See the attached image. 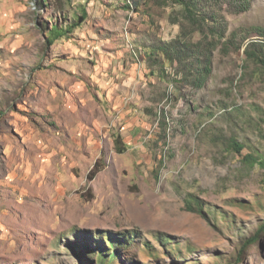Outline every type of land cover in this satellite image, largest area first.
Wrapping results in <instances>:
<instances>
[{
    "label": "rangeland",
    "instance_id": "1",
    "mask_svg": "<svg viewBox=\"0 0 264 264\" xmlns=\"http://www.w3.org/2000/svg\"><path fill=\"white\" fill-rule=\"evenodd\" d=\"M137 1L19 0L23 25L14 33L10 17L0 28L17 93L0 87V138L14 143L0 145V264H99L110 237L115 264H227L264 221V167L232 143L264 158V0H186L194 23L181 1ZM79 21L47 44L51 25ZM182 42L200 46L180 62ZM205 49L211 74L197 88L184 64ZM47 82L55 132L76 136L81 124L87 148L33 151L27 170L17 100ZM99 123L125 145L134 133L145 151L112 154L104 141L96 151ZM241 255L236 264H264V231Z\"/></svg>",
    "mask_w": 264,
    "mask_h": 264
},
{
    "label": "crops",
    "instance_id": "2",
    "mask_svg": "<svg viewBox=\"0 0 264 264\" xmlns=\"http://www.w3.org/2000/svg\"><path fill=\"white\" fill-rule=\"evenodd\" d=\"M19 1V0H18ZM18 1L9 2L7 0L4 1V5L0 0V28L5 25V20L13 17L14 24V33L18 32V25H23V17L27 9H25L26 4H21ZM9 23V21H6ZM7 56L5 51H0V87L5 95L13 94L17 96L16 91H11L8 85V82L13 80L16 82L13 74L9 76L7 70ZM18 76L21 77V70L16 69ZM9 76V77H8ZM3 83V85H2ZM31 87L27 92L22 94V97L18 101V156H22L18 158V163H22L25 166H28L27 170H30L33 162L32 154L35 151V154L38 151H82L83 148H87V140L85 138V143H83L82 133L84 129L79 126L78 131L73 129V132L76 131V136H74L70 131H64L60 134V132H55V107H54V98L55 91L52 87H50L49 83L40 85L38 83H30ZM29 84V85H30ZM5 86V87H2ZM80 87V85H79ZM43 90L46 94L43 93ZM12 97V95H9ZM12 101V98H10ZM45 99V100H44ZM42 102V105L39 106V103ZM44 103V104H43ZM0 107H4L0 105ZM6 112H12V110H6L1 112L2 116L6 114ZM64 112V111H63ZM34 115V118L31 117ZM102 124V123H101ZM98 124L97 130L99 131V136L101 133V137L94 138L97 141V150L103 151L102 141L105 142L106 151H110L112 154L116 153L115 139L119 136V134H109L108 127L105 125ZM101 125V126H100ZM68 129V126H67ZM125 130H131V128H124ZM13 132V131H11ZM7 134H2L0 138V145L3 148L6 143L13 146V141L10 137L6 136ZM6 136V137H5ZM57 136V137H56ZM123 137V136H122ZM128 139V138H127ZM126 143V151H133L134 148L137 150L134 151H145L146 146L143 145V139H138L134 133L132 137L129 138L128 141H124ZM92 143V142H90ZM73 144V145H72ZM2 148V149H3ZM23 151V152H21ZM53 157V155H51ZM37 163V162H36Z\"/></svg>",
    "mask_w": 264,
    "mask_h": 264
},
{
    "label": "trees",
    "instance_id": "3",
    "mask_svg": "<svg viewBox=\"0 0 264 264\" xmlns=\"http://www.w3.org/2000/svg\"><path fill=\"white\" fill-rule=\"evenodd\" d=\"M178 2L181 1V3L184 5V9L186 12H188L190 15V17L192 18V23H194L196 21L195 15H192L193 10H194V6L192 5V3L190 1H186V0H177ZM47 3V2H46ZM50 4V3H49ZM132 4L137 5L139 4L137 0H133ZM136 8V7H135ZM139 10V9H137ZM85 11H83L80 19H84L85 18ZM81 22L79 21V23H70L66 28L64 27H60L57 24L55 25H51L49 32H51V37H49L48 35H46V42L47 44H52L55 40H57L59 37L64 36V35H69L70 32L73 31V29L78 26ZM184 46V47H182ZM200 46V43L197 44H192V43H188V42H182L180 43V50L177 53L180 59V62H182V59H184L186 56L191 55L194 56V54L196 53H191L194 52V50L192 49L193 47H197ZM216 46H214L215 48ZM177 49V48H176ZM177 56V55H176ZM196 56V55H195ZM174 60H177V58H175ZM201 63V67L200 70H196V72L199 73V75H194V77L190 78V76H188L189 74H192L190 70H194V67L196 66V63ZM211 64H212V55H211V50H202L199 54V57L194 58V60L189 61L188 63H185L184 66L186 67V70L188 73L184 74V79L185 80H189L191 84L194 87L197 88H201L206 81V78L208 75L211 74ZM193 72V71H192ZM233 149L235 150L233 153L234 154H238L240 157H242V162H244L247 165H251L254 166L255 164H258L262 167H264V158L263 157H257L255 154H253L252 152H247V151H242L241 150V146L239 145V143L236 140H233ZM115 146H116V152L123 154L126 152L127 147L125 146V144L122 142V139L120 136L116 137L115 139ZM99 166V160H96V162L93 164L92 169L90 170L89 174H88V179L89 180H93L97 174V172H99L100 169H98ZM90 190V189H89ZM196 203L198 204V209H196V207L193 206L191 200L186 199V204H187V208L188 210L191 211H196L198 210L200 213H203L202 209H201V202L199 203L198 201H196ZM264 231V221H262L261 223H258L257 226V230L255 231L254 234H252V236H250L249 238H247L244 243L242 244V247L240 250H238V252L236 253L235 256V261L231 262H227V264H236L238 262H241L243 259V256L241 255L242 252H245L247 246H249L250 244L256 242L258 240V238L260 237V234ZM110 236V235H109ZM108 236V237H109ZM125 242L126 241H130L132 239L127 238L123 239ZM119 239L117 237L113 238L110 237V239H108V245L112 247V251L109 252L110 248H104L103 249V254L101 253V258H100V263L99 264H115V262L117 260H119V253L117 250V243H118ZM92 251V250H91ZM90 254V253H89ZM99 254V253H98Z\"/></svg>",
    "mask_w": 264,
    "mask_h": 264
},
{
    "label": "clouds",
    "instance_id": "4",
    "mask_svg": "<svg viewBox=\"0 0 264 264\" xmlns=\"http://www.w3.org/2000/svg\"><path fill=\"white\" fill-rule=\"evenodd\" d=\"M29 4H30V2H29Z\"/></svg>",
    "mask_w": 264,
    "mask_h": 264
}]
</instances>
